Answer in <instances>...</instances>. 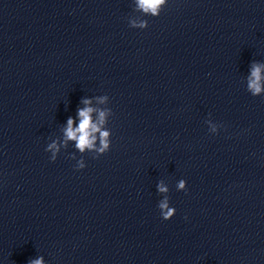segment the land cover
<instances>
[{
    "label": "clouds",
    "instance_id": "1",
    "mask_svg": "<svg viewBox=\"0 0 264 264\" xmlns=\"http://www.w3.org/2000/svg\"><path fill=\"white\" fill-rule=\"evenodd\" d=\"M165 2L166 0H137L139 9L142 10L144 13L151 14L153 16L159 15L161 6L164 5ZM133 26L146 28L147 22L141 21L138 25L133 22ZM262 71H264V65L259 63L253 64L251 69V75L248 78L247 84L248 91L253 96H260L262 93H264V75H262ZM100 99L101 102H103L106 97ZM82 103L85 105V107L78 109V125L74 126L75 121L71 117H69L67 120V127L64 130L65 146L66 142L70 140L75 142L76 148L81 153L88 150L95 151L99 155L104 154L109 151L111 146V140L109 138L110 132L101 130V126L105 123L106 113L104 111H101L99 113V122H96L93 120V113L96 110L90 106L91 99H84ZM211 130H216L215 125H211ZM97 139H99V147H97ZM46 151L52 153L50 157L52 161H55L57 159L59 147L56 142L49 144L47 146ZM99 155H97V157ZM75 167L77 168V170H80L85 168L86 164L83 160H80L77 162ZM186 185L187 182L181 179L177 183V190H186ZM157 189L160 193L168 192V188L163 183L158 184ZM158 208L160 209L161 216L164 220L171 219L176 212V209L174 207H170L169 199L167 197H165V199L159 203ZM28 264H44V261L42 257H38L29 260Z\"/></svg>",
    "mask_w": 264,
    "mask_h": 264
}]
</instances>
